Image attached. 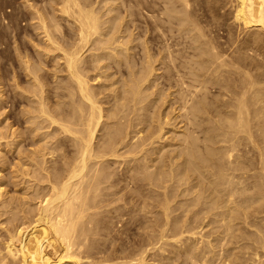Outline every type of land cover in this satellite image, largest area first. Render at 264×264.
Wrapping results in <instances>:
<instances>
[{
    "label": "bare ground",
    "instance_id": "obj_1",
    "mask_svg": "<svg viewBox=\"0 0 264 264\" xmlns=\"http://www.w3.org/2000/svg\"><path fill=\"white\" fill-rule=\"evenodd\" d=\"M7 15L0 264H264V0Z\"/></svg>",
    "mask_w": 264,
    "mask_h": 264
},
{
    "label": "rangeland",
    "instance_id": "obj_2",
    "mask_svg": "<svg viewBox=\"0 0 264 264\" xmlns=\"http://www.w3.org/2000/svg\"><path fill=\"white\" fill-rule=\"evenodd\" d=\"M22 3H23V0H0V14L4 13L7 15L6 11H7L8 6H11V7L14 6L15 7L14 12H12L8 15L11 16L10 21L11 20L16 21L18 18H20L19 14L21 12ZM18 21H19V19L17 20V23H18ZM13 34H14V32H13L12 28H10V29L6 28L4 30V28L0 27V50L1 51H4V49H5L4 45L1 44V41H2V43H6L7 36H13ZM40 39H41V36L37 37L34 44L41 43L42 46H44V44L40 41ZM13 46L14 45H11V47H13ZM13 54H14V52H12V55ZM3 56H4L3 62H5V68H8V64L10 65V61L7 60L9 53L5 52V54H3ZM146 262L147 263H145V264H155L152 261H149V262L146 261ZM131 264H134V263H131Z\"/></svg>",
    "mask_w": 264,
    "mask_h": 264
}]
</instances>
